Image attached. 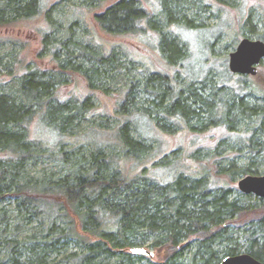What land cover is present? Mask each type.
<instances>
[{"label":"trees","instance_id":"trees-1","mask_svg":"<svg viewBox=\"0 0 264 264\" xmlns=\"http://www.w3.org/2000/svg\"><path fill=\"white\" fill-rule=\"evenodd\" d=\"M4 1L0 6V25L8 23L9 17L30 19L41 12L40 0ZM159 2L163 22L170 23L177 20V15L184 16L182 10L186 0ZM148 16L139 1L121 0L96 17L102 29L110 33L136 34L145 32L146 27L155 31L159 50L168 64L179 67L171 77L165 73L146 72L143 80H132L115 110L121 112L115 130L117 152L113 149L108 154V145L96 141V135L91 132L82 138L93 148L89 153L81 149L64 151L59 146L57 158L69 166L67 173L59 177L55 173H45L35 180L26 172L27 163L40 149L24 132L37 115L34 108L43 112L41 120L47 123L50 131L68 136L85 113L87 101L73 107L70 100L56 99L55 102L56 87L62 84L69 69L79 74L91 90H100L107 78V69L121 66L115 50L107 55L90 53L75 43L85 52L81 56L88 64L76 63L80 54L74 56L68 52V59L63 60L54 52L58 72L51 73L52 78L29 71L20 82V97L7 96L0 91V153L8 155L7 159H0V255L4 252L0 264H57L55 259L50 261L52 254H61L72 241L81 244L82 251L65 253L60 264H137L145 256L133 255L130 250L144 245L150 238H154L152 247L164 251L163 264H220L225 257L238 255L242 250L264 264V205L250 204V196L246 194L241 200L231 199V189L212 187L208 174L201 171L186 176L178 170L169 181L157 182L151 167L166 166L161 165L162 161L154 160L134 177L126 172L127 164L137 166L144 158L147 162L153 156L152 148L132 134L139 129L136 116L141 111L149 126L152 122L154 129L163 132L181 125L195 131L197 125L205 126L202 113L208 112L215 124L224 125L235 133L238 123L255 116L258 126L247 132V136H240L239 142L255 153H264V109L251 105L248 100L251 96L264 99V93H258L257 87L248 83L244 75L237 78L229 70L223 72L225 78L221 83L214 84L209 95L212 100L203 98L196 84L206 85V78L211 77L210 70L203 80L201 73L182 75L187 51L175 39L168 38V33L158 27L157 19ZM145 23L147 26L143 27ZM186 26L198 29L192 21H187ZM42 38L45 45L53 42L56 51L68 49V43H72L69 38L50 41L51 32ZM258 40L264 41V37L259 36ZM3 60L0 56V67ZM223 90L226 92L223 97L216 99ZM230 93L233 94L229 99L225 98ZM141 94L153 98L147 100L150 106L142 110L136 107ZM229 171L230 177L258 174V170L249 165ZM9 195L16 198L15 210L22 219L40 221L42 227L38 235L20 240L25 225L12 221L9 211L1 206ZM249 213L261 218L255 225H247L242 244L240 239L233 237L228 222L237 215Z\"/></svg>","mask_w":264,"mask_h":264},{"label":"rangeland","instance_id":"rangeland-1","mask_svg":"<svg viewBox=\"0 0 264 264\" xmlns=\"http://www.w3.org/2000/svg\"><path fill=\"white\" fill-rule=\"evenodd\" d=\"M120 1L40 0L39 15L30 19L9 17L8 23L0 25V56L4 59L3 66L0 67V91L7 96L20 97V82L29 71H37L47 79L52 78L50 74L58 72V60L55 59L54 52H57L59 58L63 60L68 59V52L74 53V56L80 54V58L75 60L76 63L88 64L81 56L85 52H81V48H77L75 43L87 48L86 51L90 53L107 55L115 50L117 59L121 63L118 69H107V78L103 81L101 89L96 91L91 90L79 74L71 73L69 69L68 73L64 74L62 84L56 87L54 92L55 102L70 100L73 107L82 106L87 101L86 111L77 121L78 125L74 131L67 134L69 137L55 135L50 131L47 123L41 120L43 112L37 107L34 108L37 115L27 124L28 129L24 132L31 141L40 146V149L35 151L37 155L29 160L27 171L25 170L35 180L41 179L45 173H55L56 177L67 173L69 166L57 158L59 146L64 151L74 149H81L85 153L93 151L92 146L82 139L91 132L94 133L93 136L96 135V141L108 145L106 149L108 154L113 149L117 152L118 140L115 130L121 112L115 110L119 107V103H122L125 92L132 85V80H143L146 72L165 73L171 77L179 68L178 65L170 67L166 57L159 50L161 47L158 34L148 27L145 32L136 34L110 33L102 29L96 17ZM136 1H139L149 18L157 19L158 27L168 33V38L175 39L176 43L187 51L188 57L184 62L182 75L191 76L194 73H201L200 78L203 80V76L210 70L211 77L206 78L207 84H196L198 93L209 101L212 100L209 95L214 84L221 83L225 78L223 72H229L230 54L236 50L240 41L246 37L253 40L258 39L259 36L264 37V0H186L182 10L184 16L177 15V20L170 23L163 22L161 18L162 9L159 0ZM4 2L0 0V6ZM187 21H192L198 29L187 27ZM145 26L146 23L143 27ZM48 32H51L50 41L54 38L58 41H66L69 38L72 43H68V49L56 51L53 42L47 45L43 43L42 36L48 35ZM70 60L74 61L73 58ZM236 77L239 78V75ZM243 77L248 83L257 87L258 93H264V61L259 66V73L256 76ZM183 81L187 83L186 79ZM173 82L175 83L174 80ZM236 83L237 81L234 82ZM224 91L216 95V99L222 98L226 93ZM232 94H226L225 98L229 99ZM148 99L153 98L147 94L139 95L136 107L140 110L149 107ZM248 100L251 105L264 109L263 98L251 96ZM141 112L136 116V119L138 118L136 121L140 123L139 129L134 130L132 134L137 140L152 148L153 156L147 162L144 158L145 164L143 162L137 166L127 164L126 172L131 176L140 175L142 167L150 165L154 160L159 163L162 161L161 165L166 164L167 167H151L157 182L169 181L171 175L174 177L173 173L178 170L186 176L201 171L203 174H208L207 179L210 180L211 186L229 188L232 190L231 199L241 200L245 195L239 190L238 183L245 175L230 177L229 170L235 172L249 165L251 169L258 170L256 176L264 175V153H255L239 142L240 136H247V132L258 126L257 117L238 123L234 133L224 125L215 124L210 113L205 112L202 113L205 126L197 125L195 131L181 125L173 126L171 131L163 132L154 129L152 122H149L151 124L149 126L147 117L142 116ZM217 116L220 117V114ZM193 123L196 121L193 120ZM96 130L98 132H95ZM7 157L6 153H0V159L4 160ZM249 196L250 204L256 203L261 207L264 205V199L261 201L255 195ZM17 205L16 198L11 195L1 203V206L9 211L8 215H11L12 221L25 225L20 240L38 235L42 227L40 221L37 218L22 219V215L15 210ZM260 210H257V214ZM257 214L237 215L232 222H228L230 230L234 232L233 237L240 239V243L244 244L243 237L247 225H255L257 219L261 218ZM153 241L154 238H150L147 243L140 246L153 256L144 255L145 258L137 264H163L164 251L152 247ZM74 251L81 252V244L76 241L69 242L64 250H61V254H52L50 261L55 259V262L60 264L65 253ZM3 256L4 252L1 253L0 259Z\"/></svg>","mask_w":264,"mask_h":264},{"label":"water","instance_id":"water-1","mask_svg":"<svg viewBox=\"0 0 264 264\" xmlns=\"http://www.w3.org/2000/svg\"><path fill=\"white\" fill-rule=\"evenodd\" d=\"M264 61V41L243 38L236 50L230 54L229 70L236 75L256 76L259 66ZM239 190L246 195H255L264 199V175H247L238 183ZM134 255L153 256L152 253L142 247L130 250ZM220 264H263L253 256L242 253L239 255L225 257Z\"/></svg>","mask_w":264,"mask_h":264},{"label":"flooded vegetation","instance_id":"flooded-vegetation-1","mask_svg":"<svg viewBox=\"0 0 264 264\" xmlns=\"http://www.w3.org/2000/svg\"><path fill=\"white\" fill-rule=\"evenodd\" d=\"M242 253H246L245 251H243ZM242 253H240V254H242ZM239 255V254H238Z\"/></svg>","mask_w":264,"mask_h":264}]
</instances>
